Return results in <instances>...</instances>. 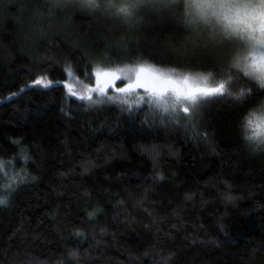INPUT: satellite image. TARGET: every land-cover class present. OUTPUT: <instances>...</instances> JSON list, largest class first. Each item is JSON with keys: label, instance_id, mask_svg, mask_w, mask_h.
Segmentation results:
<instances>
[{"label": "trees", "instance_id": "16d2710c", "mask_svg": "<svg viewBox=\"0 0 264 264\" xmlns=\"http://www.w3.org/2000/svg\"><path fill=\"white\" fill-rule=\"evenodd\" d=\"M151 1L0 0V264H264V86L185 0ZM146 67L223 91L179 107Z\"/></svg>", "mask_w": 264, "mask_h": 264}, {"label": "rangeland", "instance_id": "374dc122", "mask_svg": "<svg viewBox=\"0 0 264 264\" xmlns=\"http://www.w3.org/2000/svg\"><path fill=\"white\" fill-rule=\"evenodd\" d=\"M185 1L188 12L190 10L201 24L221 32L233 46L243 48L242 55H236L238 63L234 67L242 69L264 86V0ZM132 4L136 6L135 2ZM118 78L117 72L105 71L96 86L87 87V92L81 96L91 98L101 95L113 88ZM182 79L164 70L146 67L135 72L133 83L151 90L155 98L172 99L179 107L223 91V84L210 85L203 77H190L186 82ZM66 87L70 94H76L77 88L73 83L66 84ZM246 128L251 139L264 143V103L248 115ZM9 176L11 173L4 165H0V188Z\"/></svg>", "mask_w": 264, "mask_h": 264}]
</instances>
